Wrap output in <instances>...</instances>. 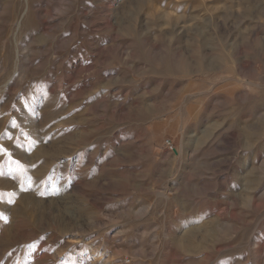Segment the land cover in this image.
Segmentation results:
<instances>
[{"label": "rangeland", "instance_id": "374dc122", "mask_svg": "<svg viewBox=\"0 0 264 264\" xmlns=\"http://www.w3.org/2000/svg\"><path fill=\"white\" fill-rule=\"evenodd\" d=\"M0 264H264V0H0Z\"/></svg>", "mask_w": 264, "mask_h": 264}, {"label": "built area", "instance_id": "2783aa9c", "mask_svg": "<svg viewBox=\"0 0 264 264\" xmlns=\"http://www.w3.org/2000/svg\"><path fill=\"white\" fill-rule=\"evenodd\" d=\"M165 146L168 148V150H173V146L171 145V143L168 141L165 143Z\"/></svg>", "mask_w": 264, "mask_h": 264}]
</instances>
